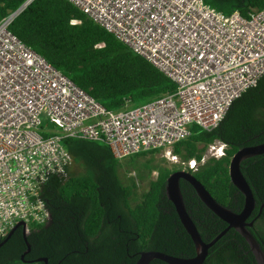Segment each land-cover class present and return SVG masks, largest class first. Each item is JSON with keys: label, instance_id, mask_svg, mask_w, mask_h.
Segmentation results:
<instances>
[{"label": "trees", "instance_id": "16d2710c", "mask_svg": "<svg viewBox=\"0 0 264 264\" xmlns=\"http://www.w3.org/2000/svg\"><path fill=\"white\" fill-rule=\"evenodd\" d=\"M27 1L0 0V20ZM204 2L224 15L239 12L244 18L264 5V0ZM9 30L107 110H120L126 101L138 106L175 90L165 75L67 0H32L13 19ZM215 142L225 145L224 156L208 158L195 172H188L219 205L239 213L244 197L230 181L229 163L239 149L264 142V76L232 102L215 130L205 132L192 126L190 136L173 145L171 153L180 162L199 163ZM62 144L72 165L66 180L53 176L44 188L49 222L30 225L26 237L21 227L15 229L0 246V264H44L37 262L40 258L47 264H135L140 253L148 251L178 258L196 255L165 193L166 179L182 170L181 165L138 161L160 150L134 154L122 163L101 141L66 138ZM73 166L81 172L75 173ZM123 167L137 171L141 179L156 172L134 205L137 186L132 179L130 184L122 182L119 170ZM241 172L256 203L248 230L264 253V208L259 212L264 203V154L244 160ZM180 190L202 241L211 242L227 224L201 202L188 182L181 180ZM149 264L166 263L153 260ZM202 264L257 262L246 240L230 229L209 248Z\"/></svg>", "mask_w": 264, "mask_h": 264}, {"label": "built area", "instance_id": "2783aa9c", "mask_svg": "<svg viewBox=\"0 0 264 264\" xmlns=\"http://www.w3.org/2000/svg\"><path fill=\"white\" fill-rule=\"evenodd\" d=\"M31 1L0 20V242L18 222L26 232L49 222L43 192L51 177H68L66 138L101 141L117 161L163 150L187 172L224 156L218 142L199 163L180 162L171 148L192 126L215 130L264 76V5L244 18L204 0H67L175 86L110 111L9 30Z\"/></svg>", "mask_w": 264, "mask_h": 264}, {"label": "water", "instance_id": "95a60500", "mask_svg": "<svg viewBox=\"0 0 264 264\" xmlns=\"http://www.w3.org/2000/svg\"><path fill=\"white\" fill-rule=\"evenodd\" d=\"M18 11H20V8ZM262 154H264V142L254 146H247L239 149L233 155L229 163L230 181L244 197V205L239 213H235L219 205L210 196V194L204 188V186L200 184V182H198L191 173L187 171L179 170L170 174L166 179L165 193L168 200L173 204L183 228L190 236L196 249V255L192 258H178V257L166 255L161 252H154V251L141 252L135 264H149L153 260H160L162 262H165L166 264H202L208 254L209 248H211L230 229L236 230L246 240V242L250 247V251L255 257L257 264H264V253L261 250L255 238L248 230V228H250L253 225V221L248 222V219L252 215L256 207V203L252 191L241 172V163L244 160ZM181 180L188 182L195 190L201 202L214 215H216L218 218H220L223 222L227 224L226 229L223 230L220 234H218L209 243H205L204 241H202L196 229L195 224L193 223L190 216L186 212L180 190ZM263 208H264V203L261 204L259 212H261ZM19 227L22 228L24 232V236L26 237L27 235L26 224L24 222H18L14 226V228L9 232L7 237L2 242H0V246L3 243H5L13 234L14 230ZM28 251H29V247L26 253ZM37 262H43L44 264H47V260L45 258H40L37 260Z\"/></svg>", "mask_w": 264, "mask_h": 264}, {"label": "rangeland", "instance_id": "374dc122", "mask_svg": "<svg viewBox=\"0 0 264 264\" xmlns=\"http://www.w3.org/2000/svg\"><path fill=\"white\" fill-rule=\"evenodd\" d=\"M165 155H166L165 152L162 150V151H159L158 153L149 154L145 157H142L138 161L143 162L147 159H152L154 162L160 163L162 166L171 167L172 165H174V163L171 162ZM128 158H125L124 160H122V163H125ZM176 165H179V164H176ZM72 170L75 173L81 172V169L78 166H73ZM119 175L121 177L122 182L125 184H130L131 179L135 182L137 186V193H136L134 202H132V204L134 205L137 201L140 200L141 194L147 189L148 180L155 179L156 172L154 171L149 176H146V178L141 179L137 171L123 167L119 170Z\"/></svg>", "mask_w": 264, "mask_h": 264}]
</instances>
